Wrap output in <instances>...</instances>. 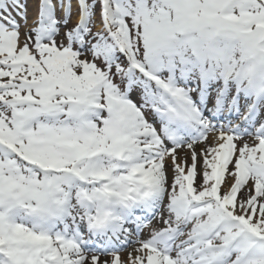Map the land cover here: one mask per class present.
I'll use <instances>...</instances> for the list:
<instances>
[{
	"label": "snow or ice",
	"instance_id": "snow-or-ice-1",
	"mask_svg": "<svg viewBox=\"0 0 264 264\" xmlns=\"http://www.w3.org/2000/svg\"><path fill=\"white\" fill-rule=\"evenodd\" d=\"M0 264H264V0H0Z\"/></svg>",
	"mask_w": 264,
	"mask_h": 264
}]
</instances>
